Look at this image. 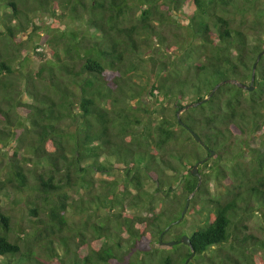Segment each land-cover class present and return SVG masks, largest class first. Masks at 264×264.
<instances>
[{
	"label": "trees",
	"instance_id": "16d2710c",
	"mask_svg": "<svg viewBox=\"0 0 264 264\" xmlns=\"http://www.w3.org/2000/svg\"><path fill=\"white\" fill-rule=\"evenodd\" d=\"M258 214L264 0H0V264H264Z\"/></svg>",
	"mask_w": 264,
	"mask_h": 264
},
{
	"label": "water",
	"instance_id": "95a60500",
	"mask_svg": "<svg viewBox=\"0 0 264 264\" xmlns=\"http://www.w3.org/2000/svg\"><path fill=\"white\" fill-rule=\"evenodd\" d=\"M260 57H262V54H260V55L258 56V61H259ZM256 65H257V63L255 64L254 69H255ZM253 81H254V77H253V79H252V82H253ZM239 86H240L241 88H243V89L248 90V91H252V90H253V87H252V86H250V87H245L244 85H239ZM215 90H216V88L214 89V91H215ZM207 100H208V98H205L203 101L199 102L198 104L200 105V104L206 102ZM194 106H196V105H190V106H187L185 109H188V108H190V107H194ZM180 113H181V111L177 113V118H178V123H179L180 125H182V121H181V119H180ZM184 128H186V129L189 131V133L192 135V137L195 139V141H196L197 143H201L200 138H199V137H198V136H197L192 130L188 129V127H186V126H184ZM214 156H215V152H214V151H211V152H210V155H209L208 158H205V159L202 160V161H198V162L195 164V166H194V168H193V170H192V174H193V176H197V175H198V167H199V166H201L202 164H204L205 162H207L209 159L213 158ZM191 198H192V195L187 199L186 204H185V207H184L183 211L181 212L180 218H179L177 221L171 223V224H170V225H169V226H168V227H167V228L161 233V235H160V239H159V245H161V246H168V247H172V246L174 245V242H163V237H164V235H165L166 233H168V232L171 230V228H172L173 226H177V225H179V224L183 221L184 217H185L186 214H187V211H188V208H189V204H190V199H191ZM181 241H182L183 244H185V245H187V246H190V240H189V238H188L187 236H183ZM190 248H191V247H190ZM194 255H195V251L191 248V256H190V258L186 261V263H188V261H189L191 258H193Z\"/></svg>",
	"mask_w": 264,
	"mask_h": 264
},
{
	"label": "rangeland",
	"instance_id": "374dc122",
	"mask_svg": "<svg viewBox=\"0 0 264 264\" xmlns=\"http://www.w3.org/2000/svg\"><path fill=\"white\" fill-rule=\"evenodd\" d=\"M34 21L38 24V25H43L45 23L49 24L51 22V20L49 18L43 17H35ZM24 38V37H23ZM30 59L32 60V64L35 65L37 67V65L39 64V60H37L36 57L33 56V54L30 52ZM24 100H26L24 98ZM260 139L255 138V139H251L250 140V147L251 148H258L260 146ZM98 178L100 179H109V177L107 176H99ZM212 189H213V184H211ZM211 189V190H212ZM130 213H135V211H129ZM188 212V211H187ZM249 228L252 234L254 235H262V230L260 229L261 227L264 228V219L263 217H261L259 214L256 215L254 218H251V220L249 221Z\"/></svg>",
	"mask_w": 264,
	"mask_h": 264
}]
</instances>
